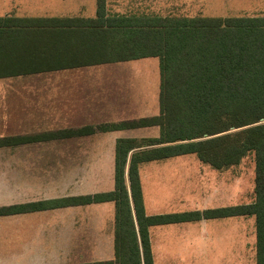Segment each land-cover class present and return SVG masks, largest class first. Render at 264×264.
<instances>
[{
    "label": "trees",
    "instance_id": "16d2710c",
    "mask_svg": "<svg viewBox=\"0 0 264 264\" xmlns=\"http://www.w3.org/2000/svg\"><path fill=\"white\" fill-rule=\"evenodd\" d=\"M146 57L159 62V114L101 129L156 126L159 133L115 142L113 190L3 206L0 216L113 202L115 264H153L149 227L252 216L254 260L264 264V16H106L105 0H96V16L90 19L0 17V78ZM250 153L255 162L251 203L145 214L139 165L195 155L222 171Z\"/></svg>",
    "mask_w": 264,
    "mask_h": 264
},
{
    "label": "crops",
    "instance_id": "0c3cea01",
    "mask_svg": "<svg viewBox=\"0 0 264 264\" xmlns=\"http://www.w3.org/2000/svg\"><path fill=\"white\" fill-rule=\"evenodd\" d=\"M66 1L59 0L60 4L58 3V6L65 8V13H43L37 17L6 13L0 17L90 19L75 16L74 6ZM80 1L77 7L81 11L87 0ZM93 2L96 16V0ZM36 9L49 11V6L38 4ZM9 11H15V8ZM109 11L108 0H105L106 16L164 17L147 13H110ZM137 60L140 59L0 78V80H5L3 88L7 87L12 91L8 92L7 89L5 93L2 91L0 141L19 138L18 143L8 145L0 143V207L92 195L113 190L115 142L118 139L156 138L159 133L158 127L152 126L157 128V136L130 133L136 129L152 127L108 131L101 129L109 125L134 122L153 116L120 122L102 121L104 120L102 115L112 111L115 101L107 100L106 102L95 99L93 92L86 89L89 78L97 77V75L61 72L100 65L126 64ZM47 73H49V84L44 86L43 76ZM78 81L85 83L78 84ZM10 94L12 97L16 96V99L13 100ZM89 94L93 97L87 98ZM98 94L99 91H96L95 97ZM122 103L123 106L126 105L125 100ZM158 114L159 87L158 113L154 116ZM90 122L99 123L90 125L88 124ZM42 127L55 129L56 131H50L51 134L79 130H90V132L81 135H67V137H51L49 141L25 140L40 135L37 131ZM20 128H23V131L18 133V136L8 133V130ZM91 139H95L94 142L98 146L109 145L110 150L104 153L98 147L91 150L82 147L81 152L68 151L64 155L41 153L36 148L38 144L59 140L66 141L68 145L79 142L84 146L90 144L87 141ZM110 153H112L113 160L111 186L105 178L108 170L105 172L104 169V165L109 168ZM176 158L152 162H161L164 165L167 161ZM53 161L56 164H53ZM61 161H66V163H59ZM90 162L97 163L91 164ZM143 164L138 167V175L144 212L147 216L187 212L182 211L184 206H190L189 208L193 211L198 210L199 199L195 197L190 200L187 197V191L192 189L194 194L197 186H193V179L190 178L197 176L202 178L208 172L202 170L200 173H194L190 172V169L179 166L178 168H154L142 175L141 166ZM180 164L185 165L186 163L181 162ZM205 182H200V186H203ZM109 186L111 189L108 188ZM207 221L210 220L149 227L148 238L153 264H228L229 258L233 259L234 256L235 235L229 232H219L217 229L212 232V227L206 224ZM114 222L115 205L113 202L0 216V264H115Z\"/></svg>",
    "mask_w": 264,
    "mask_h": 264
},
{
    "label": "rangeland",
    "instance_id": "374dc122",
    "mask_svg": "<svg viewBox=\"0 0 264 264\" xmlns=\"http://www.w3.org/2000/svg\"><path fill=\"white\" fill-rule=\"evenodd\" d=\"M66 2L74 6L73 12L75 16L85 18L95 16L93 0H87L84 9L81 11L77 7L79 2H81L80 0H67ZM58 3L59 0H0V15L11 13L17 16L25 14V16L37 17L43 13H65V8L58 6ZM38 4L49 6V11L40 9V13V10L36 9V5ZM12 8H15V11H9ZM108 9L110 13H147L159 16L254 17L264 16V0H108ZM64 72L97 75V77L89 78L86 83L88 85L86 89L93 92L95 99L106 102L107 100L115 101V107H113L111 112H106L105 115H102L104 117L102 121L120 122L137 120L139 118L154 116L158 113L159 70L157 58H144L126 64H109L71 69L62 71L61 73ZM112 75H116L117 77H110ZM43 77L45 79L43 82L45 86L49 84V73L44 74ZM4 83L5 80H0V102L2 91L5 93L7 89L8 92H12L7 87L3 88ZM83 83L85 82L78 81V84ZM96 91H99L97 97H95ZM93 95L89 94L87 98H92ZM10 96L12 97V94ZM12 98L15 100L16 96ZM124 100L126 102L125 106L122 103ZM97 123L99 122H90L88 124L96 125ZM22 129H11L8 130V133H11V135L17 134L16 136H18V133H22ZM50 131L56 130L42 127L38 129L37 133L47 136L51 134ZM130 133L134 135L141 133L142 136H157V128L136 129ZM6 140L8 139L1 140L0 143L2 144ZM44 140L49 141L50 138L47 139L46 137ZM94 141L95 139H91L87 141L90 144L83 146L79 142L68 145L66 141L59 140L38 144L36 148L41 153L64 155L68 151L75 150V152H81L82 147L88 150L98 147L104 153L110 150L109 145L98 146ZM181 162L186 164H180ZM59 163L65 164L66 161ZM53 164H56L55 161H53ZM108 164L109 168L107 165H104L105 172L108 170L105 178L111 186L113 174L112 153H110ZM179 166L184 169H190V172L194 173H200L202 170L208 172L207 174L205 173V177L201 178L197 176L190 178L193 179V186H197L194 189V194L192 189L187 191V197L190 200L195 197L199 199L197 203L198 210L196 211L249 204L254 200L255 162L253 153L246 155L236 166L222 171L214 170L208 165L201 163L195 155H186L169 160L164 165L161 162L143 164L141 166V173L143 175L146 171L154 168H178ZM196 181L198 182L196 183ZM199 181L201 183L209 181L210 183L206 184L205 182L203 186H200ZM189 207L184 206L182 211H193ZM206 224L212 227V232L217 229L219 232H229V234L235 235L234 256L233 259L229 258L228 264H255L254 217H232L222 220H210Z\"/></svg>",
    "mask_w": 264,
    "mask_h": 264
}]
</instances>
